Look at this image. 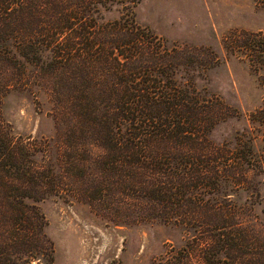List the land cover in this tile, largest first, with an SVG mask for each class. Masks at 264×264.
Returning a JSON list of instances; mask_svg holds the SVG:
<instances>
[{
  "label": "trees",
  "instance_id": "1",
  "mask_svg": "<svg viewBox=\"0 0 264 264\" xmlns=\"http://www.w3.org/2000/svg\"><path fill=\"white\" fill-rule=\"evenodd\" d=\"M142 1L0 0V264H54L38 205L52 195L102 206L116 225L197 232L156 264H264V238L252 240L240 211L219 203L264 162L242 160L254 157L251 142H212L235 111L197 86L212 66L198 48L169 46L138 24ZM113 9L120 16L106 19ZM263 37L238 45L258 70ZM13 92L47 103L55 133H16L2 112Z\"/></svg>",
  "mask_w": 264,
  "mask_h": 264
},
{
  "label": "rangeland",
  "instance_id": "2",
  "mask_svg": "<svg viewBox=\"0 0 264 264\" xmlns=\"http://www.w3.org/2000/svg\"><path fill=\"white\" fill-rule=\"evenodd\" d=\"M119 16L113 9L105 18ZM135 16L169 46L198 48L212 66L196 76L197 86L220 95L236 114L217 124L210 139L226 148L251 142L255 155L242 160L264 162V116L259 112L264 107V70L256 69V56L238 46L246 34L264 36V5L258 0H143ZM48 108L47 103H36L32 94L13 92L4 98L2 112L16 133L39 137L55 133ZM238 183L230 185L229 201L222 197L219 203L238 209L250 238L258 241L256 235L264 238V168L251 170ZM38 205L54 243V264H156L197 236L192 228L162 222L116 225L117 215L102 206L55 195Z\"/></svg>",
  "mask_w": 264,
  "mask_h": 264
}]
</instances>
